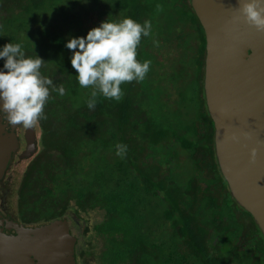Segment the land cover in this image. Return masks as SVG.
I'll use <instances>...</instances> for the list:
<instances>
[{"label":"trees","instance_id":"obj_1","mask_svg":"<svg viewBox=\"0 0 264 264\" xmlns=\"http://www.w3.org/2000/svg\"><path fill=\"white\" fill-rule=\"evenodd\" d=\"M108 17L151 21L137 49L151 67L121 85L120 102L100 96L90 110L65 42ZM11 42L37 54L42 75L67 93L52 92L38 122L40 150L18 190L21 223L103 212L87 228L101 246L84 245L79 264H264V236L219 166L207 39L192 0H0V46Z\"/></svg>","mask_w":264,"mask_h":264},{"label":"water","instance_id":"obj_2","mask_svg":"<svg viewBox=\"0 0 264 264\" xmlns=\"http://www.w3.org/2000/svg\"><path fill=\"white\" fill-rule=\"evenodd\" d=\"M192 6L207 39L205 96L219 166L232 197L264 236V32L244 20L241 0H192ZM20 127L0 123V182L22 150ZM26 140L21 159L39 151L35 125L27 128ZM5 223L16 235L5 232ZM76 244L68 220L27 227L0 215V264H77Z\"/></svg>","mask_w":264,"mask_h":264},{"label":"clouds","instance_id":"obj_3","mask_svg":"<svg viewBox=\"0 0 264 264\" xmlns=\"http://www.w3.org/2000/svg\"><path fill=\"white\" fill-rule=\"evenodd\" d=\"M240 12L244 20L257 31L264 32V7L261 0H241ZM151 21L137 22L131 17L119 20L106 19L88 30L84 36H69L65 47L75 78L82 89H91L87 107L95 109L97 98L120 102L121 85L132 81L142 82L150 71L151 61L137 59L142 37H150ZM153 46L159 42L153 40ZM0 123L31 128L47 119L45 106L52 92L65 96L63 84L55 85L51 78L42 75L44 61L36 54L26 55L23 45L7 43L0 46ZM233 140H238L233 137ZM127 145H116V154L124 158ZM257 149L252 148L250 162L255 163Z\"/></svg>","mask_w":264,"mask_h":264},{"label":"flooded vegetation","instance_id":"obj_4","mask_svg":"<svg viewBox=\"0 0 264 264\" xmlns=\"http://www.w3.org/2000/svg\"><path fill=\"white\" fill-rule=\"evenodd\" d=\"M35 126H36V124H35ZM9 130H10V128H9ZM17 132L20 136V140L22 143V150L18 155H16L13 162L11 163L4 180L0 182V215H2L4 219L13 220L15 222H19L20 224H23L20 222V220H18L16 215H14V213L13 214L10 213L9 209H8V198H9L10 194L12 193V190H11V184L12 183L11 182L13 181L12 178L8 177V173H9V170L13 166L14 163H18V162L21 163L24 160H31L32 161L35 158V156L38 154V152L36 155H34L30 159H21L20 156L27 150V146H28L27 140H26L27 128L22 126L18 129ZM21 181H22V179H21ZM20 186H21V182H20V185L18 187V190L20 189ZM18 190L16 191L17 195H18ZM59 220H68L69 225H70L71 234L77 238L76 259H77V264H79L78 257H79L80 251H81V249H83V246L86 245L85 243H87L86 241H83V240L86 238L87 233H88V235L90 234V231L87 232V228L90 224L89 220L84 216H78L72 210L68 211L67 214L64 217L60 218ZM23 225H25V224H23ZM38 226H41V225H33V226H27V227H38ZM4 230L9 235H16V231H14V230L9 231L7 229L6 223L4 224Z\"/></svg>","mask_w":264,"mask_h":264},{"label":"rangeland","instance_id":"obj_5","mask_svg":"<svg viewBox=\"0 0 264 264\" xmlns=\"http://www.w3.org/2000/svg\"><path fill=\"white\" fill-rule=\"evenodd\" d=\"M36 127L38 130V136L40 138V129L38 127V123L36 124ZM39 149H40V146H39ZM30 162H31V160H24L21 163L20 162L14 163L13 166L10 168L9 173H8V177L13 179V181L11 182L12 183L11 184L12 193L10 194V196L8 198V209H9V212L12 214L14 213V215L16 214L17 200H18V195H17L16 191L18 190V187L20 185L23 174H24L25 170L27 169ZM86 216H88L86 218L89 220V223H90L89 226L91 228H93V226L95 224L99 223L104 218V214L101 211L91 212L90 214H88ZM92 240H93L94 246H98V247L101 246V241L99 238L95 239L93 230L90 231V234L87 235L83 241L90 243V241H92ZM87 243H85V244H87Z\"/></svg>","mask_w":264,"mask_h":264}]
</instances>
